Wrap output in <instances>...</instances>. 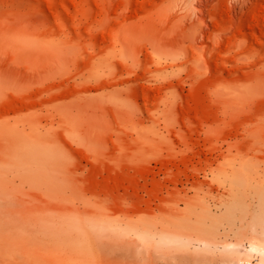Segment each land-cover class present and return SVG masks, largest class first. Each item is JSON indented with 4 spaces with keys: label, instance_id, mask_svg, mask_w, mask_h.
Returning a JSON list of instances; mask_svg holds the SVG:
<instances>
[{
    "label": "rangeland",
    "instance_id": "374dc122",
    "mask_svg": "<svg viewBox=\"0 0 264 264\" xmlns=\"http://www.w3.org/2000/svg\"><path fill=\"white\" fill-rule=\"evenodd\" d=\"M261 239L264 0H0V264Z\"/></svg>",
    "mask_w": 264,
    "mask_h": 264
},
{
    "label": "bare ground",
    "instance_id": "6f19581e",
    "mask_svg": "<svg viewBox=\"0 0 264 264\" xmlns=\"http://www.w3.org/2000/svg\"><path fill=\"white\" fill-rule=\"evenodd\" d=\"M264 242V239H261L260 242ZM234 246V245H233ZM233 246H230L227 248V250L230 249L229 252H233V251H237V248L233 247ZM238 246V245H237ZM232 250V251H231ZM241 251V249H240ZM239 252V251H238ZM245 256H247L248 258L251 256V255H254V259L259 263L261 264H264V243H260V244H256V243H249V245H247V247L245 246L244 247V250H243ZM242 252V253H243ZM241 253V252H240ZM239 262H242V260H238L236 263L234 262V264H237ZM233 264V262H230Z\"/></svg>",
    "mask_w": 264,
    "mask_h": 264
},
{
    "label": "built area",
    "instance_id": "2783aa9c",
    "mask_svg": "<svg viewBox=\"0 0 264 264\" xmlns=\"http://www.w3.org/2000/svg\"><path fill=\"white\" fill-rule=\"evenodd\" d=\"M243 264H257V261L253 259L250 262H245Z\"/></svg>",
    "mask_w": 264,
    "mask_h": 264
}]
</instances>
